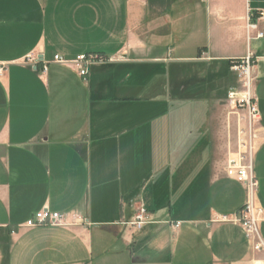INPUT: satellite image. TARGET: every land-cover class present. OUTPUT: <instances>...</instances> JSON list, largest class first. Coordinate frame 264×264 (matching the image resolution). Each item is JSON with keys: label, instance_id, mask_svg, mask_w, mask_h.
<instances>
[{"label": "crops", "instance_id": "crops-1", "mask_svg": "<svg viewBox=\"0 0 264 264\" xmlns=\"http://www.w3.org/2000/svg\"><path fill=\"white\" fill-rule=\"evenodd\" d=\"M183 2L0 0V264L6 245V264H264V250H253L239 225L211 221L236 214L247 198L224 167L205 184L192 167L188 183L176 167L168 178L152 167L162 116L151 112L177 100L167 64L251 54L264 243V36L247 27L264 32V0ZM81 54L103 59L88 66L86 80L54 61ZM177 186L190 200L173 215L171 193L160 198ZM152 195L160 208L149 206ZM140 206L143 228L124 225ZM44 208L79 223L26 227Z\"/></svg>", "mask_w": 264, "mask_h": 264}, {"label": "rangeland", "instance_id": "rangeland-1", "mask_svg": "<svg viewBox=\"0 0 264 264\" xmlns=\"http://www.w3.org/2000/svg\"><path fill=\"white\" fill-rule=\"evenodd\" d=\"M189 4L188 0H184L182 5L186 9ZM200 6L203 7L205 4ZM190 49L186 48L184 51ZM229 49V52L236 50L237 46ZM188 53L187 55L192 54L190 51ZM156 66L158 65H151L148 68L151 74L154 73L153 68ZM167 66L168 72L164 67L161 71L167 72L168 92L170 93L172 89L177 100L171 104L167 102L165 109L161 107L160 111L151 112V118L162 116L161 156L152 167L160 168L167 178L171 168L176 167L175 177H180L182 172L183 183L190 181L192 167L198 170V176L205 184L211 170L220 167H224L225 170L227 158L243 147L242 143L246 138L245 112L241 108H234L228 99L230 90L241 89V77L238 71L231 70L227 60H194L168 63ZM255 127L258 134L257 144L260 126L256 124ZM181 188L182 186L178 187L179 190L174 193L169 190L162 192L160 198L164 201L167 195L168 202L170 199L168 195L171 193L170 196L174 197L170 199L173 215L179 214L180 206L185 208L190 200V191L185 189L180 192ZM148 203L155 209L161 205L153 195L149 196Z\"/></svg>", "mask_w": 264, "mask_h": 264}, {"label": "built area", "instance_id": "built-area-1", "mask_svg": "<svg viewBox=\"0 0 264 264\" xmlns=\"http://www.w3.org/2000/svg\"><path fill=\"white\" fill-rule=\"evenodd\" d=\"M263 17V12L259 13ZM251 30L256 32V38H262L264 32L259 30L256 23H249L247 25ZM251 54H247L244 58L235 59L232 61L231 70L238 71L241 77V89H233L228 92V99L234 108H241L246 116V138L240 148L233 156L227 158L225 164V174L244 185L247 193V198L240 210L230 216L227 214L214 215L211 221L213 222H231L241 227L246 237L252 243V248L255 251L264 250V243L259 232V223L262 219L263 212L261 208L256 205V192L258 183L253 173V157L256 150V141L258 134L256 131V124L260 122V113L256 104V98L253 95V81L252 75L253 63ZM103 59L96 54H81L72 61H66L62 57L55 55L54 61L62 64L74 66L78 74L86 80L88 73V66L96 62H101ZM38 58L35 56H28L27 62L35 65ZM46 69V67H44ZM1 70V69H0ZM147 211L143 206L137 209L133 218L123 222L124 225L140 230L147 223ZM79 222L78 218H66L65 215L59 212H53L44 208L36 212L31 218L25 222L26 227H37L42 225L50 226H65L71 223ZM180 222H175L178 226Z\"/></svg>", "mask_w": 264, "mask_h": 264}, {"label": "trees", "instance_id": "trees-1", "mask_svg": "<svg viewBox=\"0 0 264 264\" xmlns=\"http://www.w3.org/2000/svg\"><path fill=\"white\" fill-rule=\"evenodd\" d=\"M235 60V59H232V60H227V64L228 66H230L232 64V61ZM7 256H8V246H4L3 248V253H2V264H6L7 263Z\"/></svg>", "mask_w": 264, "mask_h": 264}]
</instances>
